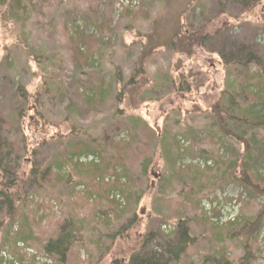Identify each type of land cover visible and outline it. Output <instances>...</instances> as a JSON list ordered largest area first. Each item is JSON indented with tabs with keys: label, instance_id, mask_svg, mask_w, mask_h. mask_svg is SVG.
Masks as SVG:
<instances>
[{
	"label": "rangeland",
	"instance_id": "rangeland-1",
	"mask_svg": "<svg viewBox=\"0 0 264 264\" xmlns=\"http://www.w3.org/2000/svg\"><path fill=\"white\" fill-rule=\"evenodd\" d=\"M117 1L0 0V116L23 197L16 219L0 213V263L4 256L32 264L15 249L18 237L42 251L69 222L79 231L64 264H126L151 242L148 234L155 236L148 245L154 249L173 236L181 219L194 242L178 264H264V236L246 243L243 233L218 224L236 199L241 224L262 219L264 199L254 194L264 183L252 174L241 177L236 166L246 150L210 119L231 79L228 71L236 69L226 70L222 55L255 53L258 65L242 73L258 71L264 80V4L240 12L230 1L221 14L219 0H189L188 6V0H137L120 11ZM231 17L244 20L235 24ZM174 27L184 35L201 27L202 47L185 55L173 40L153 50L136 76L147 37L162 45L159 37L168 39ZM47 58L57 66L38 64ZM78 76L84 88L101 86L103 79L113 83L107 101L85 105L73 92L72 77ZM232 76L242 81L237 71ZM48 83L58 93L48 95ZM70 100L75 112L66 109ZM256 135L264 141L263 130ZM82 146L101 155L70 162L69 154ZM98 160L102 171L91 174L96 169L88 164ZM231 162L235 169L228 168ZM245 193L252 194L249 200ZM261 226L264 233V218Z\"/></svg>",
	"mask_w": 264,
	"mask_h": 264
},
{
	"label": "trees",
	"instance_id": "trees-1",
	"mask_svg": "<svg viewBox=\"0 0 264 264\" xmlns=\"http://www.w3.org/2000/svg\"><path fill=\"white\" fill-rule=\"evenodd\" d=\"M219 0V4H221L220 12L221 14H225V3L232 2L236 5L237 8H239L240 12L246 11L248 9H251L256 6H260L264 4V0ZM189 0L186 6L189 5ZM264 21V16L261 17ZM231 19H233L231 17ZM235 24H239L240 21H243L244 19L235 17ZM233 23V24H234ZM243 24V23H242ZM197 30V29H196ZM193 33H188L187 35H184L182 32L180 33L179 29H176V27L173 28V33H169L168 39H163L162 37H159V42H162V45H159L160 43H157L155 45L151 44V37H147L150 41L144 45L142 49V53L137 60V69H136V76L143 75V67L144 64L149 58L150 53L157 49V48H169L173 40L176 41L174 43V49L182 54H188L191 52V50L194 47H202V42L206 38L205 35L202 33V29H198L197 31ZM168 41V42H167ZM88 54V51L86 52ZM236 55L238 53H235ZM255 54V53H254ZM252 54L251 52L245 56L239 55L238 57L233 56L232 58L226 59L223 55L221 56V59L224 62V67L226 70L235 67L236 69L229 70L228 75L231 76L230 81L227 83L226 88L220 93L221 97L217 100L216 103L210 108L211 117L210 118L214 124V126H217L220 130L223 131L224 136H230L232 139H234L236 142L243 145L245 151V159L246 162V171L249 172V175H253V177L261 182L264 183V173L260 174V169L264 168V141L258 139L256 136V132L258 130L264 131V80L262 79L263 76L261 73L256 71V73L252 76L244 75L242 73L243 71H246L245 66L250 67L249 69L255 68L256 65H258L256 56ZM40 60H37V62ZM40 66L45 68H54L57 66V63L47 58L43 61H40L38 63ZM75 67H78V65H75ZM74 67V69H75ZM231 71V72H230ZM237 73L242 76V81H240V77L238 76H232V73ZM241 73H240V72ZM77 74H80V72L77 71ZM260 76H259V75ZM76 75V73H75ZM135 76V77H136ZM132 77L131 81L133 82L134 78ZM72 79H75V85L76 87L71 86V82L68 85V92L69 90L73 89L74 94H80L77 96L85 103L92 105L96 101L99 103L100 101L104 102L107 101L108 95L111 91L110 83H107L106 80H102L101 86L98 85V87H85L84 81H80V77H72ZM165 81H169L172 85L173 82L170 79V77H166ZM83 90L81 91V89ZM48 95L50 93H58L56 86L52 85L51 83H48L47 86ZM62 90L60 89V93ZM85 93L89 94L88 98H85ZM59 96H61L59 94ZM23 98V97H21ZM71 103H69V106L72 107H66L68 111L70 109H73V106L75 103L70 100ZM76 107V106H75ZM78 108V107H76ZM75 112V111H74ZM69 113V112H68ZM76 116V114H74ZM71 116V113H70ZM221 127V128H220ZM248 132L251 131L254 135L251 139L244 140L242 137V132ZM9 133L8 129L6 127L4 119L0 116V213H3L6 218L10 220L16 219L18 208H16V202L20 201L23 197L20 196L19 191H17V180H16V173L13 171L11 166H14L16 162L14 158V149L13 145L9 140ZM186 153H188L186 151ZM91 154L94 157L95 154L97 156L101 155L100 151L91 149L87 150L82 146L80 149L76 151H72L69 154V160L70 162L74 159V161H79L81 157L84 155ZM100 158V157H99ZM79 163V162H78ZM98 163L100 161L98 160ZM81 164V163H80ZM60 165L63 166V162L60 163ZM69 165H72L69 164ZM86 165V164H83ZM90 167L89 169L92 170V168H95L96 171L91 172V174H98L102 170L97 167H93V163L88 164ZM79 166V165H78ZM87 166V165H86ZM263 166V167H262ZM111 167V166H108ZM105 167V168H108ZM119 168V165H118ZM17 169V168H16ZM108 170V169H106ZM244 171V170H243ZM48 171H44L43 175L41 176L42 179H45L44 176ZM108 175L109 173L105 171ZM245 172V171H244ZM241 172L242 178H249V175L246 173ZM36 172L34 170L31 171V175H35ZM103 175V177L107 176ZM34 180H37L36 176L33 177ZM38 181V180H37ZM104 181V178H102V182ZM105 182V181H104ZM246 182H249L247 179L242 180L241 184L245 187H247V190H250L249 185L246 184ZM255 187V186H254ZM260 188V187H259ZM258 187H255V189H258L255 196H261L262 199H264V192H260ZM16 190V191H14ZM264 191V188H263ZM118 192L120 195H122L120 189ZM26 194V193H25ZM26 197L29 198V194H26ZM118 196L116 199H119L121 196ZM113 195H116L113 193ZM31 196V195H30ZM33 196V195H32ZM123 196V195H122ZM252 196V194H251ZM124 197V196H123ZM33 198V197H30ZM264 217H262L263 219ZM262 219L259 218V220H254L252 222H244L245 224H249V227H245V224L241 225V233L245 235V241L248 243L249 241L254 240L256 237H262L264 236L263 231H261L262 226ZM238 224H236L237 226ZM233 227L235 225H230V227ZM175 233L173 236H166L164 239L161 240L160 243H157V246L155 245V248H159V253L155 252L154 249L151 247L149 248V244L155 240V236L148 234L147 237L151 239V242L147 245H144L140 248V251L138 253H134L131 255L127 261L126 264H178L181 261L182 256L186 253L189 246L194 242L190 230L188 227L187 220H181L178 219L176 223L174 224ZM237 231L240 229L235 228ZM244 230V231H243ZM28 231L30 232L31 229L28 228ZM79 230L75 228L73 223L65 222V225H63L57 236L54 239H49L44 245L42 246V250L49 254L52 259L58 264H64L68 257V253L71 250L72 246L76 242V233ZM154 236V237H153ZM16 243L22 244L21 242L25 243L28 246H31L29 241L25 237H18ZM158 239L156 238V241ZM247 245H244L245 255L243 257V260L246 261V258L248 260L249 252H247ZM121 264V263H120Z\"/></svg>",
	"mask_w": 264,
	"mask_h": 264
},
{
	"label": "bare ground",
	"instance_id": "bare-ground-1",
	"mask_svg": "<svg viewBox=\"0 0 264 264\" xmlns=\"http://www.w3.org/2000/svg\"><path fill=\"white\" fill-rule=\"evenodd\" d=\"M116 4H117V9L118 10H124V9L133 8V7H136L137 6V2L134 4L133 0H118ZM250 52L251 51H248L246 53V55L249 54ZM245 69L248 70L249 67L248 66L247 67L245 66ZM172 87H174V85H172ZM84 96H85V98H88L89 97V94L88 93H85ZM242 137H243L244 140H248V139H251L252 137H254V135H253V133L251 131H248V132H246V131L244 132L243 131L242 132ZM81 158H80V160H81ZM95 158L97 159V157H95ZM84 159L87 160L88 159V156L87 155H84ZM196 163H198V165L201 164L202 166H207L208 165V163H206V162L202 163V161H197ZM93 166L94 167H97V166H99V163L98 162H94L93 163ZM228 168L229 169H235V164H233V162H231L229 164ZM236 169H238V171H240V172H244L245 171L244 173H246L247 175H249V172L246 171V162L244 160H243V162L241 163V165L239 167L236 166ZM259 173L260 174H263L264 173V168H261ZM261 190H262V192H264L263 191V188ZM245 195L247 196L246 199L249 200L250 197H251V195L249 194L250 196H248L246 193H245ZM245 195H243V196H245ZM207 200H208V198H206L205 202H208ZM226 201H228V200H226ZM214 202L216 203V201H214ZM229 204L230 203L227 202V205H229ZM240 209H241V202H240V200H237L236 199L234 201V205H232L231 208L229 210H227L226 213H225L228 218L227 219H223L222 223H218V224H220V226L226 225V226H229V227H230V225H236V224H238L237 225L238 227H236V228L237 229H240L241 225H243V223L242 224L240 223V221H241L240 219L237 220V218L239 216V213H240ZM209 214L211 216L215 217V214H214V210L213 209L210 210V213ZM215 221L218 222L217 220H215ZM245 227L248 228L249 227V224H245ZM230 228H231L230 230L235 229L232 226ZM241 229H242V227H241ZM241 229L238 232H240ZM21 243L22 244H19L20 246L19 245L18 246L15 245V249L19 253H21L22 255H26V258L30 259V261H31L32 264H53L54 261H53L52 257L49 254H47L46 252H44L42 249H41L42 251H38L37 249H35L32 246H28V245H26L23 242H21ZM38 252H39V254H37ZM0 264H18V263L14 259L4 257L2 259V262Z\"/></svg>",
	"mask_w": 264,
	"mask_h": 264
},
{
	"label": "built area",
	"instance_id": "built-area-1",
	"mask_svg": "<svg viewBox=\"0 0 264 264\" xmlns=\"http://www.w3.org/2000/svg\"><path fill=\"white\" fill-rule=\"evenodd\" d=\"M133 2H134V4L137 2V0H133ZM3 258H4V256H3Z\"/></svg>",
	"mask_w": 264,
	"mask_h": 264
}]
</instances>
